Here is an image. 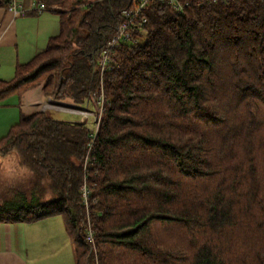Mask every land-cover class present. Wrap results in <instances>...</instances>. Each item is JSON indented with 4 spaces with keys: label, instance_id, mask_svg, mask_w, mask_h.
Instances as JSON below:
<instances>
[{
    "label": "trees",
    "instance_id": "obj_1",
    "mask_svg": "<svg viewBox=\"0 0 264 264\" xmlns=\"http://www.w3.org/2000/svg\"><path fill=\"white\" fill-rule=\"evenodd\" d=\"M134 1H39L60 32L0 96L42 84L84 106L103 89L104 107L96 133L21 116L0 153L17 150L52 197L0 205V222L62 217L76 264H264V0H186L182 15L153 0L102 81L101 52Z\"/></svg>",
    "mask_w": 264,
    "mask_h": 264
},
{
    "label": "crops",
    "instance_id": "obj_2",
    "mask_svg": "<svg viewBox=\"0 0 264 264\" xmlns=\"http://www.w3.org/2000/svg\"><path fill=\"white\" fill-rule=\"evenodd\" d=\"M7 1L0 0V82L11 81L17 67L43 52L49 40L60 32V18L56 13L32 11L17 15L4 5ZM18 1L28 7L31 2L41 0ZM49 99L41 87L20 96H0V140L19 123L22 115L43 110ZM34 195L28 197L21 193L0 205L20 201L21 197L30 203ZM56 217L30 223L0 222V264H76L75 248L67 235L64 220L56 221Z\"/></svg>",
    "mask_w": 264,
    "mask_h": 264
},
{
    "label": "built area",
    "instance_id": "obj_3",
    "mask_svg": "<svg viewBox=\"0 0 264 264\" xmlns=\"http://www.w3.org/2000/svg\"><path fill=\"white\" fill-rule=\"evenodd\" d=\"M153 0H135L134 6L132 8L126 9L122 12V16L124 17L125 21L120 24L118 27L116 36L110 40L105 48L102 50L100 58L98 60V68L101 74V80L103 81V77L107 72L113 71L115 68H120V63L116 60L115 51L120 47L121 42L126 41L133 44H138L140 42L139 36H134L132 33L133 31L141 30L142 27L145 25V20H139L140 23L138 24V18H140L141 14L147 9L149 4ZM163 3L168 4L171 9L177 14L182 15L186 8L190 6V3L186 0H159ZM207 4H226L229 3L230 0H205ZM9 9L13 11L17 15H26L28 12L36 11L38 13H42L43 11L47 10V7L44 3L39 2H31L28 7H25L21 2L18 0H9ZM96 99L97 104L99 105V114L98 117H94V127L89 128L93 133H96L99 129L102 111L104 107V92L103 89L100 94L94 96ZM91 104V103H90ZM89 105V104H87ZM83 108V107H81ZM74 112V111H72ZM75 114L80 115L83 118V121L86 122L90 117H92L88 111H80V113L75 112ZM83 190V197L86 206L87 199L89 192L87 190L86 185L82 187ZM94 230L90 225V220L88 219V226H87V233H86V241L94 246Z\"/></svg>",
    "mask_w": 264,
    "mask_h": 264
},
{
    "label": "rangeland",
    "instance_id": "obj_4",
    "mask_svg": "<svg viewBox=\"0 0 264 264\" xmlns=\"http://www.w3.org/2000/svg\"><path fill=\"white\" fill-rule=\"evenodd\" d=\"M38 87L43 89L42 84ZM49 98V101L43 105V110L41 111L58 120L74 121L83 120V118L80 115L75 114V112L80 113V111L86 110L92 116L88 119L87 126L89 128L94 127V117H98V114L100 113L96 99L92 98L91 104L89 103V105L82 106L74 103L69 98L66 100H57L52 97ZM3 157H5V159H3ZM21 193L28 197L34 194H41L43 202L50 200L52 197L47 181L36 177V175L24 165L23 158L17 150H13L11 153L7 154L0 153V204L5 200L13 199ZM55 219L56 221L62 222L63 218L58 216Z\"/></svg>",
    "mask_w": 264,
    "mask_h": 264
}]
</instances>
